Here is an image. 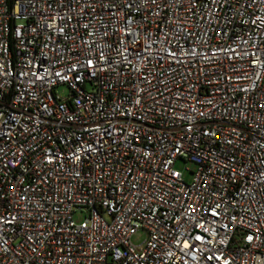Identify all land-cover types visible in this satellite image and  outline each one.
<instances>
[{"label":"built area","instance_id":"built-area-1","mask_svg":"<svg viewBox=\"0 0 264 264\" xmlns=\"http://www.w3.org/2000/svg\"><path fill=\"white\" fill-rule=\"evenodd\" d=\"M0 264H264V0H0Z\"/></svg>","mask_w":264,"mask_h":264},{"label":"rangeland","instance_id":"rangeland-1","mask_svg":"<svg viewBox=\"0 0 264 264\" xmlns=\"http://www.w3.org/2000/svg\"><path fill=\"white\" fill-rule=\"evenodd\" d=\"M56 91L64 98L68 97L70 94V89L67 85H60ZM175 168L182 172L183 177L187 182H191L194 176V171L197 169V165L194 162H187L184 159H179L175 164ZM86 217L87 212L85 211L75 213V220L78 222L84 220ZM146 238L147 233L141 230L133 236L132 240L134 244L140 245L146 240Z\"/></svg>","mask_w":264,"mask_h":264}]
</instances>
